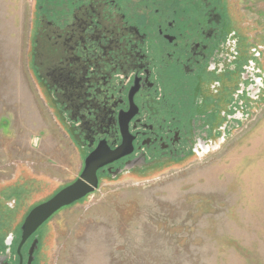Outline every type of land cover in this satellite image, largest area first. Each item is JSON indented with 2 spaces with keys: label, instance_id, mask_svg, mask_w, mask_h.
<instances>
[{
  "label": "rangeland",
  "instance_id": "obj_1",
  "mask_svg": "<svg viewBox=\"0 0 264 264\" xmlns=\"http://www.w3.org/2000/svg\"><path fill=\"white\" fill-rule=\"evenodd\" d=\"M259 3L258 103L250 94L244 111L229 113L227 130L193 145L186 159L102 179L93 194L56 213L38 230L41 264H264ZM46 5L57 9L41 0H0V210L10 211L3 216L11 222L7 233L74 182L83 164L81 141L41 82L35 59L38 9ZM180 80L169 91L187 112L197 106L188 86H175Z\"/></svg>",
  "mask_w": 264,
  "mask_h": 264
},
{
  "label": "flooded vegetation",
  "instance_id": "obj_2",
  "mask_svg": "<svg viewBox=\"0 0 264 264\" xmlns=\"http://www.w3.org/2000/svg\"><path fill=\"white\" fill-rule=\"evenodd\" d=\"M41 2L57 9L39 6L35 59L81 141L79 175L100 146H121L122 130L132 142L129 155L97 170L98 188L105 178L186 159L193 145L227 130L229 113L244 111L250 94L259 99V0ZM178 78L193 110L184 111L169 91ZM51 218L23 244V222L0 237V264H41L38 230Z\"/></svg>",
  "mask_w": 264,
  "mask_h": 264
},
{
  "label": "water",
  "instance_id": "obj_3",
  "mask_svg": "<svg viewBox=\"0 0 264 264\" xmlns=\"http://www.w3.org/2000/svg\"><path fill=\"white\" fill-rule=\"evenodd\" d=\"M126 134L127 131L122 130V144L116 150L109 151L102 146L96 149L85 159L78 179L29 211L21 226V244L60 209L85 199L98 188L97 170L132 152V142Z\"/></svg>",
  "mask_w": 264,
  "mask_h": 264
},
{
  "label": "trees",
  "instance_id": "obj_4",
  "mask_svg": "<svg viewBox=\"0 0 264 264\" xmlns=\"http://www.w3.org/2000/svg\"><path fill=\"white\" fill-rule=\"evenodd\" d=\"M9 212L10 211L7 208H3L0 210V237L3 236V233L7 234V232H5L4 230L7 229L11 224V222L3 219V216Z\"/></svg>",
  "mask_w": 264,
  "mask_h": 264
}]
</instances>
